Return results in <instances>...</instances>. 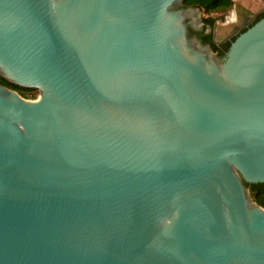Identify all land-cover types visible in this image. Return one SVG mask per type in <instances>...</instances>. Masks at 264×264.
Wrapping results in <instances>:
<instances>
[{
    "label": "water",
    "instance_id": "1",
    "mask_svg": "<svg viewBox=\"0 0 264 264\" xmlns=\"http://www.w3.org/2000/svg\"><path fill=\"white\" fill-rule=\"evenodd\" d=\"M182 2L0 0V264H264V2Z\"/></svg>",
    "mask_w": 264,
    "mask_h": 264
},
{
    "label": "trees",
    "instance_id": "2",
    "mask_svg": "<svg viewBox=\"0 0 264 264\" xmlns=\"http://www.w3.org/2000/svg\"><path fill=\"white\" fill-rule=\"evenodd\" d=\"M233 5V0H183L182 6L187 7H197L203 14L202 22L204 27L212 28L216 17L213 14H225ZM264 17V11L259 13L251 24ZM250 24V25H251ZM246 28L241 30L244 31ZM212 30L208 34H204L203 38L206 43L211 47L212 51L218 56L222 57L225 51L228 49L231 40L235 38L236 35L232 36L229 40L217 44L212 39ZM0 84L11 89L16 90L24 98H34L37 90L35 88H25L16 85L3 76L0 75ZM245 187L248 189L251 199L264 208V183H247L244 182Z\"/></svg>",
    "mask_w": 264,
    "mask_h": 264
},
{
    "label": "flooded vegetation",
    "instance_id": "3",
    "mask_svg": "<svg viewBox=\"0 0 264 264\" xmlns=\"http://www.w3.org/2000/svg\"><path fill=\"white\" fill-rule=\"evenodd\" d=\"M262 1L264 2V0H262ZM262 11H264V7H263L261 10L255 12V13L252 14V15L239 14V15H240V21H239V24L234 26V28L236 29V33H235V34L241 32V30H242L243 28H246L248 25H250V24L253 22V20L256 18V16H257L259 13H261ZM210 31H211V30H209V27H204V25L195 28V27H192L191 24H189V25H188V31H187V34H188V36H189L190 38L195 37V38H196L201 44H203V45H208V43H206V42L204 41L203 35H204V34H208ZM212 34H213V32H212ZM230 34H231V33H230ZM230 34H229V35H230ZM235 34H231L230 37H228V38L226 37L225 39H223V40H221V41H219V42H217V41L214 40L213 35H212V39H213L214 42H216L217 44H219V43H222V42H224V41H226V40H229V39H230L232 36H234Z\"/></svg>",
    "mask_w": 264,
    "mask_h": 264
},
{
    "label": "rangeland",
    "instance_id": "4",
    "mask_svg": "<svg viewBox=\"0 0 264 264\" xmlns=\"http://www.w3.org/2000/svg\"><path fill=\"white\" fill-rule=\"evenodd\" d=\"M232 11H233V5H232V7L230 8V10L227 11V12H226L225 14H223V15H221V14H213L214 17H216L215 22H216V21H219V20H221V19H224V18H226V17H228V16L232 13ZM200 15H201V19H202L203 14H202L201 12H200ZM38 97H39V95L35 94V97H34V98H29V99H37Z\"/></svg>",
    "mask_w": 264,
    "mask_h": 264
}]
</instances>
